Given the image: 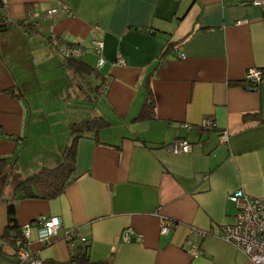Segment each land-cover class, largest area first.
Listing matches in <instances>:
<instances>
[{"label": "crops", "instance_id": "obj_1", "mask_svg": "<svg viewBox=\"0 0 264 264\" xmlns=\"http://www.w3.org/2000/svg\"><path fill=\"white\" fill-rule=\"evenodd\" d=\"M5 1L0 158H17L27 175L55 167L71 123L96 116L110 122L100 141L95 132L79 139L77 178L61 195L17 202L18 224H31L29 249L44 263L67 261L89 245L93 260L113 264H253L223 238L222 226L236 220L230 194L243 189L264 196V79L258 90L244 86L250 68L264 69V6L253 0ZM61 6L70 14L41 18ZM52 34L86 47L103 41L104 65L98 69L99 55L87 51L80 60L96 72L83 82L52 46ZM168 43L174 47L160 60ZM58 62L76 82L63 73L64 104L43 109L40 86L54 79L46 73L52 76ZM149 91L155 116L139 120ZM207 116L215 129H201ZM224 130L229 140L220 144ZM177 139L190 141L191 151L169 152L166 145ZM41 216L62 221L44 242ZM166 220L173 222L167 234L161 232ZM7 224L8 202L1 201L0 237ZM128 228L130 241L123 237ZM69 229L88 243L68 242ZM4 249L17 259L15 249ZM0 264L14 263L0 256Z\"/></svg>", "mask_w": 264, "mask_h": 264}, {"label": "built area", "instance_id": "obj_2", "mask_svg": "<svg viewBox=\"0 0 264 264\" xmlns=\"http://www.w3.org/2000/svg\"><path fill=\"white\" fill-rule=\"evenodd\" d=\"M6 4V1L4 0ZM253 4L257 6H264V0H253ZM58 11H64L70 14L69 9L66 6L50 9L43 14L41 18L47 19L52 17ZM51 44L55 47L64 59L68 58H81L87 51L92 49L99 55L98 69H100L104 63L105 58L102 54L104 49V42L101 40H93L91 47L83 45H70L66 39H63L56 34L51 35ZM120 65H126L127 61L124 58H120L118 61ZM264 79V69L252 67L247 71L245 78V88L248 90H258L261 82ZM183 126L192 127L185 123ZM200 127L202 130H211L216 128V122L213 117H205ZM229 140V132L221 131L219 136L220 144H226ZM192 143L187 139H177L173 143L166 145V149L174 154H185L191 151ZM229 200L237 204L238 212L236 220L232 224H226L222 226L223 238L233 244H235L253 264H264V196H253L248 194L243 189H238L229 195ZM37 221H40L43 225L41 231L43 233L42 241L50 239L55 236L58 230L62 226L61 218L58 216H41ZM173 226V222L166 220L161 229L162 233L167 234L170 228ZM31 224H25L22 226V237L17 242L16 257L19 260L18 264H45L39 259L37 254L32 252L29 247V239L31 235ZM134 233V230L128 228L124 231L123 237L126 241H130V235ZM199 235H205V232H198ZM65 238L68 242H72L79 238L81 241L88 243L87 238L82 236L78 230L69 229L65 233ZM191 254L199 255V250L195 247L191 250Z\"/></svg>", "mask_w": 264, "mask_h": 264}, {"label": "trees", "instance_id": "obj_3", "mask_svg": "<svg viewBox=\"0 0 264 264\" xmlns=\"http://www.w3.org/2000/svg\"><path fill=\"white\" fill-rule=\"evenodd\" d=\"M4 0H0V28L7 26ZM31 30V29H30ZM51 40V38H50ZM67 41V40H66ZM70 45H80L67 41ZM173 43H168L160 56V60L165 58L166 52L171 49ZM66 66L82 81H87L96 72L93 67L80 58L65 59ZM96 75H99V71ZM246 81L244 82L245 86ZM101 89L102 86H99ZM155 116V100L153 93L149 91L147 100L137 117L146 119ZM255 117L248 115L247 117ZM110 124L102 116L90 117L80 122L69 125L70 140L62 154L60 163L55 167H42L33 174H24L18 165L17 158H0V202H8V224L3 235L0 237V252L6 254L5 247L11 246L17 250V242L22 237L21 226L18 224L16 216L17 202L25 199H53L61 195L70 183L76 178L78 141L82 137H87L91 132H95V139L100 141L99 131ZM46 264H113L110 260L95 261L90 256V246H84V250L73 255L69 260L61 262L49 259Z\"/></svg>", "mask_w": 264, "mask_h": 264}, {"label": "rangeland", "instance_id": "obj_4", "mask_svg": "<svg viewBox=\"0 0 264 264\" xmlns=\"http://www.w3.org/2000/svg\"><path fill=\"white\" fill-rule=\"evenodd\" d=\"M58 63L54 64V66L52 68V71H54L53 72L54 74H52V76H51V74L46 73L47 78L52 77L54 79H52V81L50 83H46V81L44 79L41 86H40V93H42L44 96V99H43L44 103H42L43 109L50 110V107L53 105V107H55V110L57 111L58 108H56V107L60 103L64 104L63 100H61V97H62L61 94H62L63 90H62V83H61L62 81H60L62 79L63 73H64L65 77L67 78V81H71L73 83L76 82L75 74L71 72V73H69V75H70L69 77L66 76L67 74L65 73V71H62L63 63L62 62H58ZM50 72H51V70H50ZM46 74H43V75H46ZM57 78H58V80H57ZM68 78H69V80H68ZM58 81H59V83H58ZM69 84H70V82H69ZM71 88H72V86H71ZM71 92H73V89H71ZM40 101L42 102L41 98H40Z\"/></svg>", "mask_w": 264, "mask_h": 264}, {"label": "water", "instance_id": "obj_5", "mask_svg": "<svg viewBox=\"0 0 264 264\" xmlns=\"http://www.w3.org/2000/svg\"><path fill=\"white\" fill-rule=\"evenodd\" d=\"M0 256H1L2 258H4V259H6V260H8V261H10V262H12V263H14V264H18V263H19V260H18V259H14V258H12V257H10V256L4 255V254H2L1 252H0Z\"/></svg>", "mask_w": 264, "mask_h": 264}]
</instances>
